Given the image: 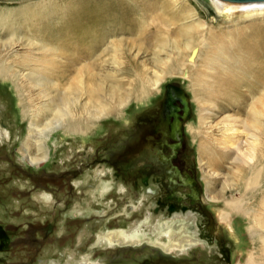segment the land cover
<instances>
[{"label": "rangeland", "instance_id": "rangeland-1", "mask_svg": "<svg viewBox=\"0 0 264 264\" xmlns=\"http://www.w3.org/2000/svg\"><path fill=\"white\" fill-rule=\"evenodd\" d=\"M231 8L216 0H0V65L6 72L0 74V264L247 262L264 228L252 234L247 214L227 202L242 199L260 219L264 177L256 174L262 165L240 171L235 160L243 149L229 145L230 151L215 139L231 125L229 134L245 142L251 105H264L251 101L246 107L229 98L215 106L202 99L185 51H175L161 69L154 62L169 25L174 30L201 20L215 23L220 34L264 24V7ZM112 15L128 21L107 20ZM131 16L151 39L140 41L137 26L131 33ZM107 29L98 34L93 57L71 63L84 46L79 40ZM204 35L196 32L192 40L199 53ZM171 86L184 93L189 116L180 147L161 153ZM213 150L222 152L217 165L207 155ZM171 166L183 181L167 171ZM173 191L186 197L170 202ZM169 203L179 207L170 211ZM190 211L198 217L199 237L189 230L198 244L182 251L181 219L173 222L170 214Z\"/></svg>", "mask_w": 264, "mask_h": 264}, {"label": "bare ground", "instance_id": "bare-ground-1", "mask_svg": "<svg viewBox=\"0 0 264 264\" xmlns=\"http://www.w3.org/2000/svg\"><path fill=\"white\" fill-rule=\"evenodd\" d=\"M216 1H218L222 5L230 7V9H232L231 7H233L235 8V10L236 8L264 7V1L243 3L230 2L225 0ZM232 12L228 11L227 13L229 16H232ZM192 17L195 18V16ZM107 20H111L116 24H118L117 22L121 20L128 21L125 16L116 17L113 15L108 17ZM136 21L131 16V21H129V23L131 22V33L137 26V30L135 31H138L139 33V40L145 43L152 38V34L147 35L144 30H140V23H136ZM167 28L169 29L167 31H164L162 29L158 30V33L164 31V35H167L168 38L165 36L166 38L164 39H158V41L160 42V47H158L157 49L160 52L154 59L157 68L161 69V67L165 65L166 60H169L172 56H174V54L176 53L175 51H178V53L180 54L181 50L183 52L185 51L183 57L186 60L190 58V60L187 62V69H189V67L194 69L192 72L193 85L195 86L196 91L199 92L202 99L209 102L211 101V103L213 101L214 103H212V105H215V103H217L218 101L228 100L229 98H235L234 101H243V104L246 107L249 106V103L251 101L257 102L258 105H264V24L247 25L241 28H237L233 31L230 30L227 32H221L220 34L214 33V29L217 28V25L215 23H212V25H210L209 22L206 23L201 20L197 22H189L187 24L184 23L181 26H176L174 30H171L170 25L167 26ZM111 30L107 29L100 32L98 31L97 34L94 33L92 36L90 34L87 38L79 40V42H82L84 46L83 48H78L79 50L76 52L77 56H75L74 59H71V63L80 64L83 61H86L93 57V54L97 49V47L95 46L100 39L99 35L109 33ZM196 32H205V35L203 36L204 38L202 40L203 48L201 49V53H199L197 49L193 48L194 44L192 40L194 39ZM107 35L105 37H107ZM174 35H176L175 39L177 40L171 41V38ZM89 43H91L90 47H88ZM169 44L170 47L168 46ZM169 48L171 50H168ZM161 53H164L165 57H162ZM138 56L139 53L135 55L134 59H136ZM0 74H6L5 70L2 68V65H0ZM158 81L159 78H157L154 82L158 84ZM72 109L73 108L69 106L66 113L72 112ZM250 109L251 110L249 111V113L252 117L251 122H247L248 124L243 123V121L241 122L243 123V126L245 128V135L243 137V139H245V142L244 140H242V137L238 133H235L234 135L229 134V131H232L231 125H229V129L226 128L225 131L221 132L222 134L220 136L222 137V139H215V142L217 146L224 147L225 149L228 148L230 149V151L233 150L228 147L229 145H231V147L236 146L241 150L243 149V151H241V154H239L240 156H238L236 160L234 159L235 164L239 166L238 168L240 169V171L242 170L244 173L247 171H251L253 166L258 167L259 165H262L256 175L259 178H263L264 165L262 164V162L264 159V110H257L255 105H251ZM248 120L250 121V119ZM226 121L229 124H232L230 119H226L225 122ZM239 122L240 121H238L237 124H239ZM201 146L204 150L208 149V143L206 142L205 144L202 143ZM221 153L218 154L217 151L213 150L209 151L207 155L208 157H210L209 159L213 158V162H215L217 165L219 164L217 160L220 158ZM45 158L46 157L44 155L41 158H34L31 160V163L35 164L37 162H40L41 160H45ZM262 188H264V185H262ZM152 190L153 189H150V191ZM226 190L227 188L224 187L223 194H219V197L225 198V195H227ZM259 201V206H262L260 219L256 217V215L253 216L248 213V207L244 205L242 199L229 200L227 202V205L233 208L235 212L241 211L247 214L252 223V234L256 236H258L259 232L263 230H258V227L264 228V193L260 197ZM170 218L173 222L174 220L181 219L177 224L178 229L180 230L178 249L184 251L186 249H191L193 246L198 244V242H196V239L192 238V234L189 231L192 230L194 232L193 235H197V237H199V226L197 223L198 217L195 214L191 213L185 215L184 213H178L170 215ZM166 225L171 233V225ZM245 264H264V239H262L261 245H259V247H257L251 255H249Z\"/></svg>", "mask_w": 264, "mask_h": 264}, {"label": "flooded vegetation", "instance_id": "flooded-vegetation-1", "mask_svg": "<svg viewBox=\"0 0 264 264\" xmlns=\"http://www.w3.org/2000/svg\"><path fill=\"white\" fill-rule=\"evenodd\" d=\"M179 91H182V90L177 88V87H172V86L167 87L165 103H164V112L162 114L163 115V122L161 124V128H162V130L165 131L167 141L172 142L173 144L169 145V144H167L168 142L165 141L163 147L160 148L161 153H163V149H165V150H176L177 148L180 147L182 127H183V123L186 120H184L185 109H184V106L182 105L181 96H179ZM188 110H189V106H188ZM175 157L176 156L173 153L171 155L170 161L169 162L167 161V164H170L175 159ZM163 158L166 160L165 157H163ZM163 166H164V164L162 165V167ZM160 169H158L159 170L158 173L159 172L161 173L163 171V169L161 171H160ZM167 171H170L169 172L170 174H171V172H173L181 181H183V178L179 174L176 166H171V170H167ZM169 180L171 183H173V182H174V184L178 183L177 179L173 180V179L169 178ZM185 183H187V182L185 181ZM182 193H180L178 191L171 192L168 197H170V198L172 197L173 201H170V202L182 201L186 197V195H183ZM190 197H192V196H190ZM169 205H171V206H169L170 211H176V209L179 207V205H177V203L176 204H174V203L170 204L169 203ZM178 213H174V214H178ZM180 213H182V212H180ZM191 213H193V212L190 211V212H187L186 214L184 212L185 215L191 214ZM170 215H172V214H170Z\"/></svg>", "mask_w": 264, "mask_h": 264}, {"label": "water", "instance_id": "water-1", "mask_svg": "<svg viewBox=\"0 0 264 264\" xmlns=\"http://www.w3.org/2000/svg\"><path fill=\"white\" fill-rule=\"evenodd\" d=\"M225 1L243 3V2H256V1H264V0H225ZM179 96H181L182 105L184 106L185 109L184 120H186L189 116L188 100L182 91H179Z\"/></svg>", "mask_w": 264, "mask_h": 264}]
</instances>
